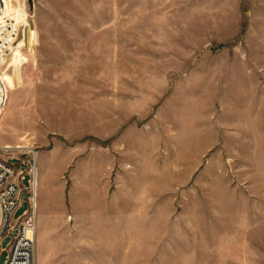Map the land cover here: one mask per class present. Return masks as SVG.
Listing matches in <instances>:
<instances>
[{"label":"rangeland","instance_id":"obj_1","mask_svg":"<svg viewBox=\"0 0 264 264\" xmlns=\"http://www.w3.org/2000/svg\"><path fill=\"white\" fill-rule=\"evenodd\" d=\"M0 76L34 264H264V0H0Z\"/></svg>","mask_w":264,"mask_h":264},{"label":"built area","instance_id":"obj_2","mask_svg":"<svg viewBox=\"0 0 264 264\" xmlns=\"http://www.w3.org/2000/svg\"><path fill=\"white\" fill-rule=\"evenodd\" d=\"M29 152L17 159L22 161L23 165L29 164L27 173L32 177L30 180L32 188L36 181V153ZM25 179L26 173L22 170L16 171L9 159L0 158V254L5 251L3 240L9 234L16 232L3 264H34L33 216L30 212H26L15 219L22 192L21 183Z\"/></svg>","mask_w":264,"mask_h":264},{"label":"bare ground","instance_id":"obj_3","mask_svg":"<svg viewBox=\"0 0 264 264\" xmlns=\"http://www.w3.org/2000/svg\"><path fill=\"white\" fill-rule=\"evenodd\" d=\"M3 48L5 47L6 48H9V44H3L2 46ZM14 63L16 64V69L18 71V74H19V70H20V67H21V64H22V60L19 59V58H14ZM19 81H20V75H19ZM3 85H2V81H1V76H0V90L2 89Z\"/></svg>","mask_w":264,"mask_h":264}]
</instances>
